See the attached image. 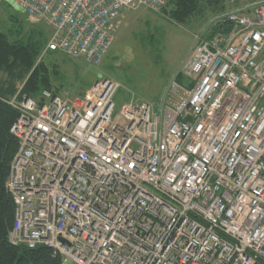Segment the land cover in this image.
I'll list each match as a JSON object with an SVG mask.
<instances>
[{
  "label": "built area",
  "instance_id": "obj_1",
  "mask_svg": "<svg viewBox=\"0 0 264 264\" xmlns=\"http://www.w3.org/2000/svg\"><path fill=\"white\" fill-rule=\"evenodd\" d=\"M14 1L50 28L42 54L98 65L127 12L169 0ZM217 22L165 105L116 106L107 78L8 101L11 244L62 264H264V0Z\"/></svg>",
  "mask_w": 264,
  "mask_h": 264
},
{
  "label": "rangeland",
  "instance_id": "obj_2",
  "mask_svg": "<svg viewBox=\"0 0 264 264\" xmlns=\"http://www.w3.org/2000/svg\"><path fill=\"white\" fill-rule=\"evenodd\" d=\"M258 0H225L223 12L205 10L185 22H176L155 11L141 7L127 12L113 35L111 45L98 65L69 58L61 52H47L42 60L55 65L58 77L53 79L58 93L76 95L102 78L115 80L120 88L114 96L116 106L124 102H145L152 106L172 101L170 84L180 74L197 37L212 31L217 16ZM10 17L17 22H11ZM31 20L14 0H0V30L10 27L27 29ZM49 36L50 28L43 25Z\"/></svg>",
  "mask_w": 264,
  "mask_h": 264
},
{
  "label": "trees",
  "instance_id": "obj_3",
  "mask_svg": "<svg viewBox=\"0 0 264 264\" xmlns=\"http://www.w3.org/2000/svg\"><path fill=\"white\" fill-rule=\"evenodd\" d=\"M224 9L225 0H169L161 13L180 23L205 10L223 12ZM10 20L18 23L12 17ZM220 26L221 23H215L212 31H217ZM47 40L48 35L41 24H29L26 30L20 25L18 29L0 30V264H62L60 255L48 246L28 248L13 245L8 240L15 205L6 188V180L10 161L17 149V138L10 132L17 110L8 101L15 95L18 99L35 98L44 90L58 93L59 89L53 84L58 69L40 57ZM174 81L185 82L180 74Z\"/></svg>",
  "mask_w": 264,
  "mask_h": 264
},
{
  "label": "bare ground",
  "instance_id": "obj_4",
  "mask_svg": "<svg viewBox=\"0 0 264 264\" xmlns=\"http://www.w3.org/2000/svg\"><path fill=\"white\" fill-rule=\"evenodd\" d=\"M42 55H43V54L41 53V56H40V57H42Z\"/></svg>",
  "mask_w": 264,
  "mask_h": 264
}]
</instances>
